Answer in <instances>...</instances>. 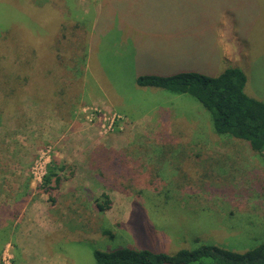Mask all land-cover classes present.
I'll return each instance as SVG.
<instances>
[{"label": "rangeland", "instance_id": "rangeland-1", "mask_svg": "<svg viewBox=\"0 0 264 264\" xmlns=\"http://www.w3.org/2000/svg\"><path fill=\"white\" fill-rule=\"evenodd\" d=\"M140 1L0 0V178L21 179L23 211L35 201L58 224L37 243L36 228L8 233L0 264H95L93 249L119 247L243 251L264 240L258 155L215 133L191 95L135 83L236 65L244 91L264 101V0ZM80 130L81 145L98 136L86 180L65 162L81 152L66 142ZM52 159L62 180L47 191ZM102 194L105 211L95 207Z\"/></svg>", "mask_w": 264, "mask_h": 264}, {"label": "trees", "instance_id": "trees-1", "mask_svg": "<svg viewBox=\"0 0 264 264\" xmlns=\"http://www.w3.org/2000/svg\"><path fill=\"white\" fill-rule=\"evenodd\" d=\"M60 55V54H58ZM246 77L236 65H227L215 76L198 71H178L172 74L144 73L135 77L138 86L186 93L194 97L209 113L213 131L247 143L264 164V101L244 91ZM43 176L48 185L53 178L56 188L62 178L55 169V160ZM95 201V207L105 211L110 200ZM109 234L108 230H103ZM111 235V233H110ZM95 264H264V240L252 248L233 251L214 244H199L195 248H181L174 253L152 251L147 248L119 247L110 251L93 249Z\"/></svg>", "mask_w": 264, "mask_h": 264}, {"label": "crops", "instance_id": "crops-1", "mask_svg": "<svg viewBox=\"0 0 264 264\" xmlns=\"http://www.w3.org/2000/svg\"><path fill=\"white\" fill-rule=\"evenodd\" d=\"M147 1V0H143ZM140 1L137 4H147L154 6L156 3H152L148 0V2H143ZM156 24H162L161 19H150ZM148 23H151V21H148ZM158 39H162L161 36L156 35ZM88 130V129H87ZM82 130L80 131H74L73 133H69L67 135V144H71V148L75 149H81V152L78 151L77 155L71 154L70 157L71 159H66V161L72 162L74 165V179L78 177L77 170H79V174L83 175L82 180H86V177H91L92 171L89 169V165L87 162H85L86 155L88 151H90L91 147L98 141V136L96 135V131L93 133L89 139H87L83 145L79 144L78 138L79 134ZM78 137V138H77ZM77 138V139H76ZM69 145V144H68ZM88 151H87V150ZM73 150V149H72ZM23 169V166L20 167V169ZM19 169V170H20ZM6 178L2 179L0 178V246L4 242L8 241V233H24L28 228H30L31 231L34 232V230H38L36 232V236L33 235L32 241L38 242V241H43L44 236L46 233H50L52 231H55V228H53L54 223L58 226V224L55 222L56 219L53 220V218L50 215H53V213L48 209V211H45L43 209H37L36 206L34 205V202L29 206L28 210L26 213L23 211L24 208H22L23 200L25 197L29 196V191L25 187H21L22 183L20 182L21 179L17 180H6ZM70 179H66L63 182L67 181H74ZM51 203H55L54 198ZM36 200V199H33ZM29 204V203H27ZM26 204V205H27ZM24 215L32 218V222L30 223V220L27 218V222H25ZM54 216V215H53ZM54 221V222H53ZM51 222V225L50 223ZM36 228V229H34ZM34 229V230H33ZM40 230V231H39ZM20 239V237H19ZM44 247V244L42 245V248ZM57 264H64L63 262H58Z\"/></svg>", "mask_w": 264, "mask_h": 264}]
</instances>
